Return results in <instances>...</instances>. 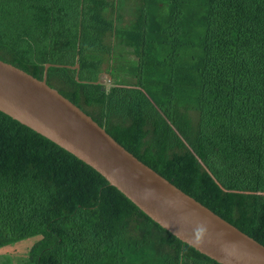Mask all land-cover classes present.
Segmentation results:
<instances>
[{
    "label": "trees",
    "instance_id": "1",
    "mask_svg": "<svg viewBox=\"0 0 264 264\" xmlns=\"http://www.w3.org/2000/svg\"><path fill=\"white\" fill-rule=\"evenodd\" d=\"M0 59L63 66L52 88L264 245V0H0ZM33 237L23 264H220L0 111V250Z\"/></svg>",
    "mask_w": 264,
    "mask_h": 264
},
{
    "label": "water",
    "instance_id": "2",
    "mask_svg": "<svg viewBox=\"0 0 264 264\" xmlns=\"http://www.w3.org/2000/svg\"><path fill=\"white\" fill-rule=\"evenodd\" d=\"M78 60L74 68L79 71ZM51 67L63 66L46 64L40 80L0 59V111L94 168L153 221L202 254L220 264H264V245L144 164L52 88L47 83Z\"/></svg>",
    "mask_w": 264,
    "mask_h": 264
},
{
    "label": "rangeland",
    "instance_id": "3",
    "mask_svg": "<svg viewBox=\"0 0 264 264\" xmlns=\"http://www.w3.org/2000/svg\"><path fill=\"white\" fill-rule=\"evenodd\" d=\"M102 81L109 84L110 76L104 75ZM39 237L23 240L15 245H10L0 250V264L11 262L12 264H23L28 258L31 247L37 242Z\"/></svg>",
    "mask_w": 264,
    "mask_h": 264
}]
</instances>
